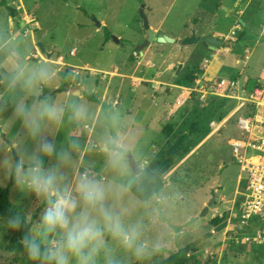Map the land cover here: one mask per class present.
<instances>
[{
	"label": "clouds",
	"instance_id": "obj_1",
	"mask_svg": "<svg viewBox=\"0 0 264 264\" xmlns=\"http://www.w3.org/2000/svg\"><path fill=\"white\" fill-rule=\"evenodd\" d=\"M139 123L0 27V188L32 198L0 216V236L24 229L17 246L0 247V264L18 254L26 264H158L198 228Z\"/></svg>",
	"mask_w": 264,
	"mask_h": 264
},
{
	"label": "rangeland",
	"instance_id": "obj_2",
	"mask_svg": "<svg viewBox=\"0 0 264 264\" xmlns=\"http://www.w3.org/2000/svg\"><path fill=\"white\" fill-rule=\"evenodd\" d=\"M26 3V10L36 15L38 25L30 27L33 31L24 35L25 26L23 21L18 20L14 29L30 40L33 54L36 55L38 51L41 56L37 54V57L51 61L58 68L65 71L73 69L81 76L88 77L87 80L100 95L107 87V98L113 101L112 98L116 96V104L137 119L139 127L147 131L146 146L150 154L155 158L163 157L179 136L188 134V139L181 144L179 154L166 174L178 181L201 223L172 249L191 243L199 259H209L211 264H264L263 244L233 243L226 238L224 221L218 225L210 223L217 214L216 209L224 215L225 220L239 189L241 170L230 144L232 138L243 136L237 128L239 113L232 114L236 101L211 94L207 103L199 102V96L192 92L188 101L174 107L173 97L177 93L174 91L167 100L169 105L163 109L166 91L162 86L166 85L165 81L160 83V88H155L156 83L142 79L122 83L121 78L124 77L114 74L113 70L116 67L123 73L131 72L126 67L134 65L138 59L134 48L140 35L146 33L140 14L142 7L150 25L165 19V27L176 29L181 21L194 14L196 3L210 11L221 3L218 0H192L188 4L185 0H28ZM102 22L104 24L99 26L98 23ZM5 26L12 27L11 17L6 8L0 6V27ZM106 33L111 37L107 38ZM33 40L36 44L32 43ZM60 55L64 58V64L55 61ZM128 58L131 62L129 66ZM196 58L198 61L191 63V67L199 74L198 63L203 58L210 60V54L196 51L187 61ZM103 69H107V72H103ZM182 73L180 70L171 82H178ZM213 78L214 74L209 83ZM248 110H251L250 106ZM212 121L216 125H211ZM167 125L172 128L169 135L163 131ZM213 194L215 202L207 214L202 215ZM9 199L11 202L20 200L25 209L32 204V198L23 197L12 186L9 188ZM16 233L4 232L0 236L4 242L0 247H6ZM17 264H26L19 254Z\"/></svg>",
	"mask_w": 264,
	"mask_h": 264
},
{
	"label": "crops",
	"instance_id": "obj_3",
	"mask_svg": "<svg viewBox=\"0 0 264 264\" xmlns=\"http://www.w3.org/2000/svg\"><path fill=\"white\" fill-rule=\"evenodd\" d=\"M1 1L2 0H0V2ZM5 1L7 5L0 6L6 8L8 16L11 17V19L14 18V22L11 21L12 28H14L17 21L20 20V14L19 11L16 10V7L22 5L24 9H26V2H28V0ZM190 1L192 0H185V3L188 4ZM199 1L201 2L202 0ZM218 1L221 5L216 9L213 8L212 11L206 7L202 8L200 7V3H196L193 10L194 14H192L189 19L181 21V24L176 29L165 27V19L159 20L155 25H150L154 31L162 30L169 36L173 37L176 41L174 43L152 42L143 50V54L138 53L139 57H137L138 59H136L134 65L129 66L131 62L128 58L129 67L126 68L131 72L123 73L122 70L119 71L118 68L114 67V74L124 77H120L122 83L125 80L133 82V79H142L145 82L156 83L155 88H160V83L165 81L166 85L162 86L166 91L163 95L166 98L163 102V109L169 105L167 100L172 97L174 91H177L175 97H173L174 107H177L178 105L181 106L188 101L192 92L199 96V102L207 103L211 93L203 96L202 93H205V91H203L202 87L199 88V91H196V89L199 86H203L204 90L208 91L210 77L214 74V80L217 78H225L236 80L238 82V88L228 90L229 94H236L235 96L223 97L215 95L223 99L231 98L236 101V107L232 111V114L238 112L240 116L242 113L250 111L248 110L249 106L252 108V104L249 103L250 94L257 89L264 91V0ZM224 2L227 4L224 5ZM8 7H11L14 10L15 17L10 15ZM221 10L222 13L220 12ZM233 14H237L245 24L243 25L240 23L238 18L234 17ZM192 18L193 21H190ZM102 24H104V22H102L101 25ZM244 28L254 35V38H248L243 43L236 45L235 40L239 37V34ZM193 29H196L198 35L211 34L219 38L224 37L234 41V44L224 45L216 50H211L203 41L191 45H181L180 41L183 38L190 36ZM26 34L27 33H24V35ZM146 37L147 33L140 35L136 44L141 43ZM32 43L36 44L34 40ZM196 51H200L201 54L204 52L210 54V63L208 64V67L206 70H202V73L200 72L199 74L191 67V63L196 62L195 60L198 61V58L187 61V59H190ZM49 53L52 54L53 51ZM37 54L41 56V53L38 51ZM37 54L35 56H37ZM60 58L64 60L60 55L55 60L56 63L60 61ZM205 59L206 58H203L198 63L199 70H201V64ZM143 64L145 66H143ZM69 65L72 64L69 63ZM93 69L95 68H92V70ZM106 70L107 69H103V72H107ZM180 70L183 72L194 71L195 74H197L194 82L189 86H183L177 82H171L173 76H178L177 74ZM72 71L74 72L73 69ZM106 89L102 90L100 96L104 99L111 100L107 98ZM56 94L59 95V92ZM115 98L116 96L112 98L114 103L117 102ZM262 101L264 103V96L262 97ZM118 103H120V101H118ZM216 210L218 211V209ZM217 213L220 212L218 211ZM214 215L215 214H213V216ZM175 250H177V248L172 249L171 251Z\"/></svg>",
	"mask_w": 264,
	"mask_h": 264
},
{
	"label": "built area",
	"instance_id": "obj_4",
	"mask_svg": "<svg viewBox=\"0 0 264 264\" xmlns=\"http://www.w3.org/2000/svg\"><path fill=\"white\" fill-rule=\"evenodd\" d=\"M20 21L25 26L23 32L29 33L33 25L38 24L35 14L28 12L22 5H18ZM31 27V28H30ZM74 51H72V54ZM138 56L137 50L134 51ZM58 63H63L62 58ZM210 60H203L201 70H206ZM202 73V71H201ZM203 96L211 93L225 97H233L229 89L238 88V82L231 79H215L209 84V89L204 90ZM263 90H255L249 97L252 108L238 117L237 128L242 132L241 138H232L233 147L241 170L239 176V189L236 191L232 206L226 212L225 235L233 243L254 242L264 245V103ZM216 122H211L215 125ZM215 212H218L215 210ZM215 216L224 217L222 213Z\"/></svg>",
	"mask_w": 264,
	"mask_h": 264
},
{
	"label": "trees",
	"instance_id": "obj_5",
	"mask_svg": "<svg viewBox=\"0 0 264 264\" xmlns=\"http://www.w3.org/2000/svg\"><path fill=\"white\" fill-rule=\"evenodd\" d=\"M0 5H7L5 0L0 2ZM10 15L15 17L14 10L8 7ZM107 38L111 37L109 33H106ZM248 38H254L246 28L239 34V37L235 40V44H241ZM135 49V48H134ZM135 51V50H134ZM138 52V51H137ZM139 53V52H138ZM132 58V57H130ZM202 70H200L201 72ZM197 74L194 71L186 72L184 71L181 78L178 80V84L183 86H189L196 79ZM165 134L169 135L172 131L171 126L167 125L163 128ZM188 134H183L177 138L173 145H171L163 157L155 158V163L166 170V173L170 171L173 166V162L177 155L179 154V149L181 144L188 139ZM12 186L11 182H8L7 186L0 188V216L10 215V205L11 201L9 199V188ZM224 221V217L215 216L210 223L212 225H218ZM24 229L17 230L15 236L12 237L11 241L6 245V247L17 246L18 241L23 236ZM158 264H211L209 259L201 260L194 251L193 244H187L185 246L179 247L175 251H171L167 257H162L158 260Z\"/></svg>",
	"mask_w": 264,
	"mask_h": 264
},
{
	"label": "water",
	"instance_id": "obj_6",
	"mask_svg": "<svg viewBox=\"0 0 264 264\" xmlns=\"http://www.w3.org/2000/svg\"><path fill=\"white\" fill-rule=\"evenodd\" d=\"M140 14H141V17L143 20V26H144L146 33H147V37L141 43H139L135 46V50H137L140 54H143V50L147 46H149L152 42L174 43L176 41L173 37L169 36L164 31H162V30L154 31L150 27L148 17L144 13L143 7L140 9ZM233 16L238 18L240 23H242L243 25L245 24L244 21L241 18H239L237 14H233ZM11 21L14 22V18H12ZM98 25L101 26V23H98ZM116 40H117V42H119L118 38ZM200 41L205 42L211 50L219 49L224 45H233L234 44V41L226 39L224 37L219 38V37L213 36L211 34L198 35L196 33V29H193L191 32V35L183 38L180 41V43H181V45H188V44L198 43ZM50 54L51 53H48V56H50ZM214 202H215V195L213 194L211 196V199L205 205V207L202 211V215L207 214L208 209L210 208V206L213 205Z\"/></svg>",
	"mask_w": 264,
	"mask_h": 264
}]
</instances>
